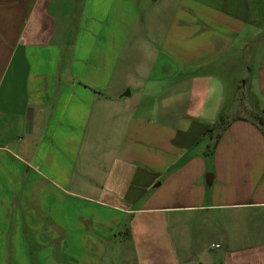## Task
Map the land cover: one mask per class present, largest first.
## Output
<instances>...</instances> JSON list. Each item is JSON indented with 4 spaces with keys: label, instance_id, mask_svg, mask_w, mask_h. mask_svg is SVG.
Segmentation results:
<instances>
[{
    "label": "crops",
    "instance_id": "obj_1",
    "mask_svg": "<svg viewBox=\"0 0 264 264\" xmlns=\"http://www.w3.org/2000/svg\"><path fill=\"white\" fill-rule=\"evenodd\" d=\"M259 14L263 0H0V264L264 253V133L216 73L256 40L257 99L239 109L264 110Z\"/></svg>",
    "mask_w": 264,
    "mask_h": 264
},
{
    "label": "rangeland",
    "instance_id": "obj_2",
    "mask_svg": "<svg viewBox=\"0 0 264 264\" xmlns=\"http://www.w3.org/2000/svg\"><path fill=\"white\" fill-rule=\"evenodd\" d=\"M264 3V0H263ZM259 17L262 18L264 17V14H259ZM260 47L258 45V42L255 40L254 42L248 43L243 46V51L241 54V57L237 54L233 53V57L236 59L232 61V63L228 62L226 59L221 60L220 62L217 63L219 69L216 71L217 75L222 79L223 83L225 84L226 88V101L227 103H231L235 101L232 114H235L234 116H245L247 118H254L255 112L250 110L249 108L247 109H239L240 106H243V103L247 102L249 105L251 102H256V89L254 86V75L256 72V67H257V55H256V48ZM235 79H237L238 88H240L239 95L236 100L234 99V92H235ZM239 90V89H238ZM227 106V105H226ZM230 214H234L236 216H246V215H251L250 211L246 212L244 210L242 211H231L227 212ZM112 257L117 260V264H123L124 257L125 255H122V253H116L114 255H111ZM128 256V255H127ZM245 261H248V264H264V253H258V254H245ZM110 258V255H108ZM130 259V264H133L135 261H143L145 258H160L161 255H149V254H138V255H129ZM136 257V258H135ZM199 259H194V262H198ZM128 261V260H127ZM200 263L198 264H208L203 261H199ZM191 264V262H190ZM219 264H231L230 261L228 262H221ZM234 264V262H233Z\"/></svg>",
    "mask_w": 264,
    "mask_h": 264
},
{
    "label": "trees",
    "instance_id": "obj_3",
    "mask_svg": "<svg viewBox=\"0 0 264 264\" xmlns=\"http://www.w3.org/2000/svg\"><path fill=\"white\" fill-rule=\"evenodd\" d=\"M255 112V116L254 118H252V121L254 123H256L259 128H261V130L264 133V110L261 111H254ZM226 123L227 120L224 119L223 117H221V119H219V121H217L212 127L211 129L206 133V136L208 138H215L216 142L218 141V139L221 136L222 131L225 129L226 127Z\"/></svg>",
    "mask_w": 264,
    "mask_h": 264
}]
</instances>
